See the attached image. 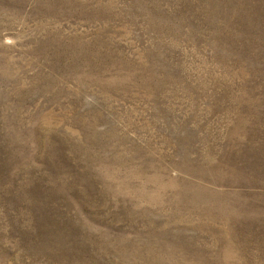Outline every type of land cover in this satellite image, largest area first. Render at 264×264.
I'll return each instance as SVG.
<instances>
[{
    "label": "rangeland",
    "instance_id": "374dc122",
    "mask_svg": "<svg viewBox=\"0 0 264 264\" xmlns=\"http://www.w3.org/2000/svg\"><path fill=\"white\" fill-rule=\"evenodd\" d=\"M0 264H264V0H0Z\"/></svg>",
    "mask_w": 264,
    "mask_h": 264
}]
</instances>
